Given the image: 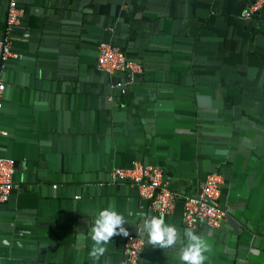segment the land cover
Wrapping results in <instances>:
<instances>
[{"label":"crops","instance_id":"crops-1","mask_svg":"<svg viewBox=\"0 0 264 264\" xmlns=\"http://www.w3.org/2000/svg\"><path fill=\"white\" fill-rule=\"evenodd\" d=\"M20 1L14 46L24 57L1 72L0 151L17 171L0 204V264H124L126 235L98 260L89 255V233L109 206L127 234L145 236L141 264H182V196L211 171L223 175L228 218L192 230L210 246L204 264H264V12L241 17L253 0ZM104 40L143 63L127 94L96 66ZM137 158L164 167L180 195L173 212L110 183L113 165ZM146 216L179 230L174 247L148 243Z\"/></svg>","mask_w":264,"mask_h":264},{"label":"built area","instance_id":"built-area-1","mask_svg":"<svg viewBox=\"0 0 264 264\" xmlns=\"http://www.w3.org/2000/svg\"><path fill=\"white\" fill-rule=\"evenodd\" d=\"M263 5L264 0L249 2L244 7L242 16L244 18L251 17ZM22 16L23 9L18 5L17 1L9 0L6 25L3 36L0 38V57L3 60L18 56L11 49V32L15 26L21 23ZM97 66L110 74L126 72V84L131 83L134 75L143 70L142 64L129 58L119 45L106 42H102L99 45ZM119 84L121 82L117 85ZM4 86V82L0 81V99ZM0 133H5V131L0 129ZM14 173L15 160L11 157L0 155V203L9 199L14 187ZM109 175L111 182L127 181L132 185H136L140 196L148 199L150 206L161 214L173 212L176 201L180 197L168 185L163 168L155 164L134 160L129 166L112 168ZM222 183L223 175L220 172H209L201 184V190L198 194L182 196V220L188 228L196 229L200 221L211 227L221 226L227 214L226 209L219 201ZM144 247V236L134 233L127 234L123 246L124 264H141V253Z\"/></svg>","mask_w":264,"mask_h":264},{"label":"clouds","instance_id":"clouds-1","mask_svg":"<svg viewBox=\"0 0 264 264\" xmlns=\"http://www.w3.org/2000/svg\"><path fill=\"white\" fill-rule=\"evenodd\" d=\"M126 218L114 207L109 206L99 211L94 226L89 233L92 241V248L89 255L93 260H98L107 250V245L116 236L127 235ZM142 230L148 234V243L153 248L167 249L174 247L180 239L179 230L172 224L166 223L162 216H146ZM184 235L187 237V246L181 248L180 260L182 264H204L207 256L205 253L211 251L209 244L204 237L197 235L192 230H187ZM254 256H260L258 248H251Z\"/></svg>","mask_w":264,"mask_h":264},{"label":"water","instance_id":"water-1","mask_svg":"<svg viewBox=\"0 0 264 264\" xmlns=\"http://www.w3.org/2000/svg\"><path fill=\"white\" fill-rule=\"evenodd\" d=\"M16 1H17L18 5L23 9V16H22V21H21V23H20L19 25L15 26V27L13 28L12 32H11V36H12V45H11V49H12L13 51H15V52L18 54V56H17V57L8 58V59H5V60L1 59V57H0V81L3 79V76L1 75V72H2L3 69L6 67L7 63L10 62V61H19V60H21V59L24 57V55H23L22 53H20V51H18V50L15 48V46H14V39H15V37L17 36L16 29L19 28V27H21V25L24 23L23 21H24V16H25V14H24L25 11H24L23 4L21 3L20 0H16ZM8 5H9V0H7V2H6V15H7V10H8ZM243 8H244V7H243ZM262 12H264V8L258 10L255 14L260 15V14H262ZM241 17H242V19H245L242 15H241ZM5 21H6V16H5ZM5 25H6V22H4V29H5ZM4 29H3V32H2V35L0 36V38H2V36H3ZM102 42H106V43H111V44L119 45V46H120V47L126 52V54H127V56H128L129 58H131V59H133V60H136V61L140 62L141 64H143L141 60L136 59V58H133L132 56H130V55L128 54V52L125 50V46L122 45V44L119 43V42H116V41H107V40L100 41V42L98 43V45H97V55H98V51H99V45H100V43H102ZM97 55H96V58H97ZM96 66H97V62H96ZM97 67H98V66H97ZM142 67H143V65H142ZM98 69H99V68H98ZM99 70L102 71V72H104V73L109 77V79H110V87H111V88H121V91H120V92H121L122 94H127L128 90L131 89L132 87H134V85H135V83H136V80H137V77H138V75L140 74V73L135 74V75H134V78H133V81H132L131 83H129V84H126V83H125L126 78H127L126 72H114L113 74H110V73H108L107 71H104V70H101V69H99ZM143 70H144V67H143ZM119 82H121V84L117 85ZM4 85H6V84L4 83ZM4 87H5V86H4ZM123 89H124V90H123ZM4 90H5V88H4V89L2 90V92H1V99H0V103H1V105H0V109L3 107V104H4V99H5V96H4ZM6 134H7V132H6V133H0V136H2V135H6ZM0 145H1V142H0ZM0 155L7 156V157H11L10 155H6V154L2 153L1 151H0ZM11 158L14 159V157H11ZM14 160H15V173H14V176H15L17 170H16V159H14ZM134 160H141V161H142V159H139V158L134 159ZM134 160H133V161H134ZM133 161H132V162H133ZM142 162H144V163H148V162H146V161H142ZM131 164H132V163H131ZM131 164H130V165H131ZM149 164H155V165H158V166L162 167L163 170H164V167H163L162 165H160L159 163H149ZM114 167H120V165H113V166L110 168V171H111L112 168H114ZM211 172H213V171H211ZM207 174H208V173H207ZM207 174L205 175V177H204L203 180H205ZM110 183L113 184V185H119L120 183H129V184L132 186V188L135 190V193H136L138 196H140V194H139V190H138V187H137L136 185H132L130 182H127V181L111 182V181H110ZM53 186L56 187L57 185H53ZM221 187H222V186H221ZM221 189H222V188H221ZM13 190H14V187H13L11 193L13 192ZM200 190H201V184H199L197 191H195L194 193H187V194H198V193L200 192ZM222 193H223V191H222ZM187 194H184V195H187ZM10 195H11V194H10ZM140 197H141V196H140ZM9 198H10V196H9ZM144 199H146V198H144ZM8 200H9V199H8ZM8 200H7V201H8ZM146 200H148V199H146ZM223 200H224V196H223V194H221L220 197H219V201H220L221 205H222V206L226 209V211H227L226 218H225V220L223 221V223L221 224V226L224 225L225 221H226L227 218H228V209L223 205ZM7 201H5V202H3V203H6ZM148 202H149V200H148ZM3 203H0V204H3ZM182 210H183V202H181V213H182ZM199 224H200V223H198V226H199ZM209 227L211 228V226H209ZM197 228H198V227H197ZM197 228H196V229H197ZM212 228H214V227H212ZM189 229H191V228H189ZM196 229H191V230H196ZM134 234H140V235L144 236L142 233H138V232H137V233L135 232ZM144 238H145V236H144ZM145 244H146V239H145Z\"/></svg>","mask_w":264,"mask_h":264}]
</instances>
